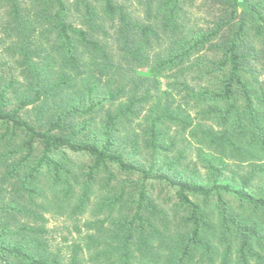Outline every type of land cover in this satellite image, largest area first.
Here are the masks:
<instances>
[{
    "label": "trees",
    "instance_id": "obj_1",
    "mask_svg": "<svg viewBox=\"0 0 264 264\" xmlns=\"http://www.w3.org/2000/svg\"><path fill=\"white\" fill-rule=\"evenodd\" d=\"M131 1L0 0V264H264V0Z\"/></svg>",
    "mask_w": 264,
    "mask_h": 264
},
{
    "label": "rangeland",
    "instance_id": "obj_2",
    "mask_svg": "<svg viewBox=\"0 0 264 264\" xmlns=\"http://www.w3.org/2000/svg\"><path fill=\"white\" fill-rule=\"evenodd\" d=\"M122 1H125L127 6H130V8L134 9V4L131 0ZM192 155L193 154H189V157L191 159H194ZM236 167L240 169H237ZM233 170L239 171L240 173L241 171L245 172L247 170V166L242 165L241 167H239L238 165H235L233 167ZM256 185L264 187V176H258L256 180H254L253 187L255 188ZM84 219L85 217L79 219L77 223H81V221ZM43 226L47 231L46 238L47 243L50 245V249H59L64 259H66L69 255L68 246L74 241H79V237L72 230V220H67L45 214V222Z\"/></svg>",
    "mask_w": 264,
    "mask_h": 264
}]
</instances>
